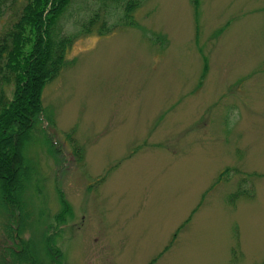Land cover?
Wrapping results in <instances>:
<instances>
[{"label":"rangeland","instance_id":"rangeland-1","mask_svg":"<svg viewBox=\"0 0 264 264\" xmlns=\"http://www.w3.org/2000/svg\"><path fill=\"white\" fill-rule=\"evenodd\" d=\"M196 12L141 0L133 27L72 42L42 91L21 212L0 208V264H27L19 226L28 264H51L58 195L61 264H264V0Z\"/></svg>","mask_w":264,"mask_h":264},{"label":"trees","instance_id":"trees-1","mask_svg":"<svg viewBox=\"0 0 264 264\" xmlns=\"http://www.w3.org/2000/svg\"><path fill=\"white\" fill-rule=\"evenodd\" d=\"M190 2L197 13L198 0ZM140 3L141 0H0V208L7 220L11 211L20 214V196L33 184L34 166L25 151L41 124L43 88L59 74L65 54L78 36H103L116 27H133V15ZM73 5L82 8L73 23L76 31L64 33L61 21ZM110 17L116 23L108 25ZM206 68L204 59L202 76ZM46 142L49 144L48 139ZM74 154L79 155L78 151ZM58 199L61 209L53 217L56 226L48 227L42 237L44 254L51 264H61L54 241L58 226L70 215L62 196L58 195ZM18 228L10 238L18 241L17 255L20 253L21 261L28 264L27 244Z\"/></svg>","mask_w":264,"mask_h":264}]
</instances>
